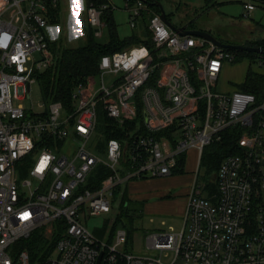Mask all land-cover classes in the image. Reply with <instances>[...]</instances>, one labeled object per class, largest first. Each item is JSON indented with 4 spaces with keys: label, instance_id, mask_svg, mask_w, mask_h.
Returning a JSON list of instances; mask_svg holds the SVG:
<instances>
[{
    "label": "built area",
    "instance_id": "2783aa9c",
    "mask_svg": "<svg viewBox=\"0 0 264 264\" xmlns=\"http://www.w3.org/2000/svg\"><path fill=\"white\" fill-rule=\"evenodd\" d=\"M85 2L86 21L102 37V13L116 6ZM245 8L248 17L255 5ZM124 9L132 29L148 16L153 48L141 43L102 55L99 72L74 88L73 108L45 99L36 112L22 101L54 61L52 17L60 0H0V264H264V93L258 100L241 88L213 89L225 62L241 50L180 35L145 0H125ZM254 54L260 67L254 71L264 73V53ZM113 130L124 137L106 139ZM226 132L238 135L236 151L210 180L215 192L206 194L207 181L196 179L183 228L146 235L159 256L125 251V228L108 240L113 220L87 227L113 211L118 186L175 174L189 149L201 165L205 148ZM99 164L110 174L88 187ZM59 227L44 258L33 260L17 245L38 228L51 237Z\"/></svg>",
    "mask_w": 264,
    "mask_h": 264
},
{
    "label": "rangeland",
    "instance_id": "374dc122",
    "mask_svg": "<svg viewBox=\"0 0 264 264\" xmlns=\"http://www.w3.org/2000/svg\"><path fill=\"white\" fill-rule=\"evenodd\" d=\"M116 6L114 17L117 23L119 36L126 38L133 32L143 35L141 27L132 29L130 26L129 13L124 9L125 0H111ZM162 4L167 12L170 21L180 27L193 25L197 28H208L212 34L221 42L229 44L248 45L260 38H264V29L257 28L258 24L264 26V8L257 6L256 10L248 17L240 1L228 2L223 7L206 8L204 0H162ZM230 13L234 19H227L223 14ZM242 15V16H241ZM244 15V16H243ZM87 19L85 0H60V14L57 22L53 24L56 35L52 36L51 51H60L64 47H77L87 40L85 22ZM104 36L101 40L107 39V30L104 28ZM35 58H41L39 52L35 53ZM259 70L258 58L249 55L240 56L234 62L226 61L223 71L217 81V86L213 89L221 92H232L239 88V84L246 79L248 71ZM44 72V70H42ZM45 102V96L41 83L36 80L31 86V96L22 101L27 108L34 104V110L40 112V104ZM99 136L96 135L90 141V146ZM211 151L207 147L205 152ZM186 164L183 172L185 180L176 182L168 177L146 178L136 180L137 184L122 186L127 188L129 193L127 199L138 202V207L142 209L143 216L133 227H128L129 241L125 246V251L139 255H157L160 253L147 246L146 235L151 231H167L171 227L175 230L183 228L185 223V213L183 201L190 186L191 180L198 179L199 185L203 184L207 177L206 166L199 165L194 149H189L185 153ZM178 174V173H176ZM215 175L213 174L212 177ZM208 194V192H206ZM120 196L114 200V209L109 214H102L87 221V227L91 230L106 227L107 221L115 220L119 214ZM111 227V225H110ZM123 227V226H120ZM124 228V227H123ZM126 229V228H125ZM115 233L107 237L112 240ZM48 237V236H47ZM54 236L48 237L53 239ZM56 255V253L54 254ZM173 253L164 256V262L168 263L173 258ZM178 264H181L180 262Z\"/></svg>",
    "mask_w": 264,
    "mask_h": 264
},
{
    "label": "trees",
    "instance_id": "16d2710c",
    "mask_svg": "<svg viewBox=\"0 0 264 264\" xmlns=\"http://www.w3.org/2000/svg\"><path fill=\"white\" fill-rule=\"evenodd\" d=\"M90 1L92 0H87V3ZM95 1L97 3L107 2V0ZM129 1L134 3L137 0ZM145 1L154 13L160 12L158 4L160 2L162 3V0ZM207 4L216 5V2L213 3V0H207ZM114 10L113 7H109L102 13V21L105 24L104 28L107 30L108 36L106 40H101L105 33L102 37H97L95 34L96 29L86 21L84 25L87 32V40L84 44L77 47H64L61 48L60 51L53 50V63L44 72L36 74L42 85L44 96L47 101H60L67 108L71 109L73 108L72 93L74 88L80 82H84L89 75H95L99 72V62L102 55L113 53L117 50H123L141 43L147 44L149 47L153 48L150 32L147 29L148 16L146 14H144L140 22L143 35L140 36L133 32L128 37L122 38L118 33ZM58 17L59 13H55L52 17V21L54 23L57 22ZM146 36L147 38L144 39L143 37ZM248 45L261 46L264 48V38L258 39L255 42H250ZM243 55H249L253 58L256 56L254 53L239 51V56ZM239 88L254 93L258 100H261L264 93V73L250 69L245 81L239 85ZM102 118L109 122L111 121L106 119L105 116ZM112 137L122 138L124 137V134L122 131H108L106 139ZM237 138V134L234 135L232 132H226L222 141H217L207 146L211 147V151L206 153L205 150L207 147L204 150L201 165L204 164L206 166V189L209 195L216 190V184L210 180L213 178V174L215 175L219 169L223 158L229 153L236 151ZM183 165L184 159L182 158L180 160V166L182 167ZM174 172L175 174H179L183 172V168L176 169ZM109 174V169L105 165L99 164L90 175L87 186L91 188L99 187L103 179ZM128 193L129 190L127 188L123 190L121 186H118L114 191L115 201L121 194L119 202L120 211L111 224L110 235L115 233L118 228L124 227L127 230L128 227H133L134 223L143 216L141 207H138V202H132L126 198ZM108 224L109 221H107L106 227L109 226ZM96 232L98 235L102 236L104 229ZM61 233L62 228L59 227L53 234V239H50L45 235L44 228H38L29 238L19 240L17 245L20 248L27 250L33 260L44 258L53 250ZM129 235L130 233L128 231V236Z\"/></svg>",
    "mask_w": 264,
    "mask_h": 264
},
{
    "label": "water",
    "instance_id": "95a60500",
    "mask_svg": "<svg viewBox=\"0 0 264 264\" xmlns=\"http://www.w3.org/2000/svg\"><path fill=\"white\" fill-rule=\"evenodd\" d=\"M160 8V14L163 20L166 22V24L173 29L174 31L178 32L180 35H195V36H200L204 37L214 43H216L219 46L228 48V49H236V50H241V51H246L250 53H264V48L261 46H251V45H239V44H229V43H224L218 40L212 33L200 29H185L184 27L177 26L173 24L170 19L167 16V12L163 6V4L160 2L158 4Z\"/></svg>",
    "mask_w": 264,
    "mask_h": 264
},
{
    "label": "crops",
    "instance_id": "0c3cea01",
    "mask_svg": "<svg viewBox=\"0 0 264 264\" xmlns=\"http://www.w3.org/2000/svg\"><path fill=\"white\" fill-rule=\"evenodd\" d=\"M205 1V6L206 8H213V7H223L226 3L228 2H235V1H240L241 3H243L244 5V10L246 11V13L248 12V10L245 8V3H253L255 5V9L251 10L249 12V15L250 13L254 12L256 10V7L259 5L261 6L262 8H264V0H213V3L216 2V5H213V4H210L208 5L207 4V0H204ZM225 17H227V19H234L233 16L228 13V12H224L223 14ZM242 16V15H241ZM244 16V15H243ZM185 29H200V30H204V31H208L210 33H212L208 28H197V27H194L193 25H186V26H183ZM257 28L259 29H264V26L261 25L260 23L258 24ZM261 39V38H260ZM242 84V83H241ZM240 85V84H239ZM196 155H197V152L195 151ZM197 160H198V157H197ZM168 178L167 179H173L174 181L176 182H179V181H183L187 178H185V175H179V174H173L171 176H167ZM195 179L191 180V183H190V186L188 188V191L186 192L185 196H184V201H183V210H184V213H186V210H187V204H188V200H189V196H190V193L192 191V185L194 183ZM141 182V181H140ZM140 182L138 181H134L131 183V185L135 184L137 186V184H139Z\"/></svg>",
    "mask_w": 264,
    "mask_h": 264
}]
</instances>
